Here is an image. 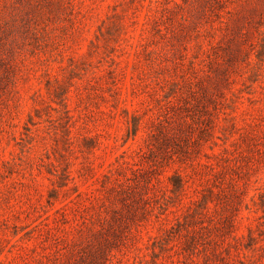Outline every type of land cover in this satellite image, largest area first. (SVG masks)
Returning <instances> with one entry per match:
<instances>
[{
	"label": "rangeland",
	"instance_id": "374dc122",
	"mask_svg": "<svg viewBox=\"0 0 264 264\" xmlns=\"http://www.w3.org/2000/svg\"><path fill=\"white\" fill-rule=\"evenodd\" d=\"M0 264H264V0H0Z\"/></svg>",
	"mask_w": 264,
	"mask_h": 264
},
{
	"label": "trees",
	"instance_id": "16d2710c",
	"mask_svg": "<svg viewBox=\"0 0 264 264\" xmlns=\"http://www.w3.org/2000/svg\"><path fill=\"white\" fill-rule=\"evenodd\" d=\"M175 177H177V175Z\"/></svg>",
	"mask_w": 264,
	"mask_h": 264
}]
</instances>
